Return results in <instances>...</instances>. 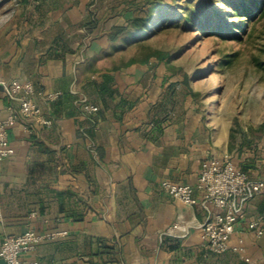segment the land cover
Wrapping results in <instances>:
<instances>
[{
	"label": "crops",
	"instance_id": "obj_1",
	"mask_svg": "<svg viewBox=\"0 0 264 264\" xmlns=\"http://www.w3.org/2000/svg\"><path fill=\"white\" fill-rule=\"evenodd\" d=\"M145 1L22 6L0 31V82H32L42 116L52 121L20 114L8 129L15 152L0 161V246L35 228L62 232L28 255L39 264H264V189L236 221L230 245L240 250L215 253L202 245L200 225L216 208L185 204L162 186L195 185L204 160L230 154L231 134L210 125L191 94L165 101L170 86L184 90L171 55L123 63L134 52L109 31L144 15ZM105 75L115 89L107 101L99 88ZM84 99L100 106L96 122L82 112ZM13 112L19 102L0 87V120ZM248 152L237 153L236 164L264 180V138ZM258 218L262 234L250 225ZM175 223L180 228L167 233Z\"/></svg>",
	"mask_w": 264,
	"mask_h": 264
},
{
	"label": "rangeland",
	"instance_id": "obj_2",
	"mask_svg": "<svg viewBox=\"0 0 264 264\" xmlns=\"http://www.w3.org/2000/svg\"><path fill=\"white\" fill-rule=\"evenodd\" d=\"M69 0H51L45 6H64ZM174 0H164L172 4ZM181 2V1H180ZM35 1L0 0V31L8 28L22 6H37ZM141 6L147 9L146 1ZM166 16L171 15L165 13ZM145 15V11H144ZM158 15L150 18L156 20ZM167 22L157 32L145 31L144 41L156 50L171 55V70L181 82L190 81L194 103L212 126L230 130L229 153L234 162L238 153H249V146L241 149L242 138L248 133L253 144L264 137L260 131L264 123V69L258 67L255 57L264 59V19L256 27L251 39H222L181 25ZM146 38V39H145ZM115 49L119 44L115 43ZM244 145V144H243ZM252 153V152H251Z\"/></svg>",
	"mask_w": 264,
	"mask_h": 264
},
{
	"label": "built area",
	"instance_id": "obj_3",
	"mask_svg": "<svg viewBox=\"0 0 264 264\" xmlns=\"http://www.w3.org/2000/svg\"><path fill=\"white\" fill-rule=\"evenodd\" d=\"M0 87L4 95L11 101L19 102V112H13L6 119L0 120V161L13 155L15 149L8 138V129L20 114L33 117L43 125H51L52 121L42 116L41 109L34 100L35 86L30 81H1ZM57 94L49 95L51 99ZM82 112L92 117L100 110V106L87 101L80 102ZM164 189L175 199L193 205L201 202L204 206L212 204L216 211L210 213L200 225L201 242L208 250L222 253L229 249L240 250L230 245V238L235 231L237 220L244 218L246 203L260 194L264 189V180L250 177L234 162L230 154L204 160L195 185L175 183L169 180L162 182ZM201 192V198L194 196V191ZM3 221L2 203L0 199V222ZM251 227L262 234L261 218L254 220ZM180 228L179 223L171 226L167 233L174 234ZM62 232H42L29 228L19 235L6 236L0 246V257L5 264H39L36 259H29L39 243L54 239Z\"/></svg>",
	"mask_w": 264,
	"mask_h": 264
},
{
	"label": "trees",
	"instance_id": "obj_4",
	"mask_svg": "<svg viewBox=\"0 0 264 264\" xmlns=\"http://www.w3.org/2000/svg\"><path fill=\"white\" fill-rule=\"evenodd\" d=\"M31 1L24 0L26 4ZM33 1L38 4L37 6H45V4L51 2V0ZM173 2L168 4L164 0H147L146 4L148 6L145 15L135 16L128 21L126 26H115L109 31V38L112 42H119L122 46L129 45L128 50L134 52L128 61L123 60L124 64L135 60L145 62L152 56L166 57V53L146 44L144 36L145 31L149 28H153L157 32L167 22L176 23L180 21L182 22L181 25L188 27L190 30L195 29L207 35L214 34L222 39L246 40L254 36L257 24L264 19V0H174ZM165 13H169L171 18L166 16ZM154 15H158V18L150 21V18ZM260 36L264 37V35ZM261 50L264 52V46ZM255 60L258 67L264 69V59L257 56ZM112 81L113 79L109 75H105L104 82L99 86L100 93L104 95V101H107L105 95L108 98H113L115 89L110 86ZM181 83L184 85V90L179 91V84L170 86L165 101L175 105L178 104L180 98L185 97L187 94L192 96L197 94L191 88L188 79ZM95 115L92 116L94 122H96ZM260 131L264 133V123L261 124ZM231 136L233 138L234 134L232 133ZM253 142L248 133L245 132L241 149L244 146H249L250 149L256 152L259 144L254 145ZM240 168L247 173V165L243 166L241 164ZM65 194L72 195L73 193L65 192ZM72 215L74 218L79 219L83 217V212H80V214L73 212Z\"/></svg>",
	"mask_w": 264,
	"mask_h": 264
}]
</instances>
